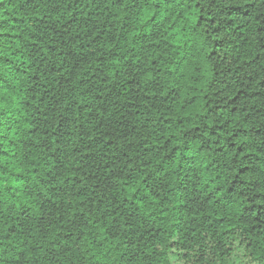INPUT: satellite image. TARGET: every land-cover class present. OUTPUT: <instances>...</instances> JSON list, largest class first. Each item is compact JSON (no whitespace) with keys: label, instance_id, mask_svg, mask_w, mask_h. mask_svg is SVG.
<instances>
[{"label":"trees","instance_id":"trees-1","mask_svg":"<svg viewBox=\"0 0 264 264\" xmlns=\"http://www.w3.org/2000/svg\"><path fill=\"white\" fill-rule=\"evenodd\" d=\"M0 264H264V0H0Z\"/></svg>","mask_w":264,"mask_h":264}]
</instances>
